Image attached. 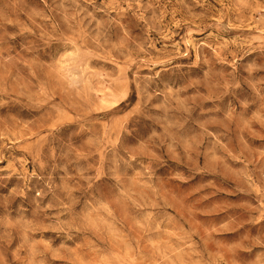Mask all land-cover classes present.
<instances>
[{
	"label": "rangeland",
	"instance_id": "rangeland-1",
	"mask_svg": "<svg viewBox=\"0 0 264 264\" xmlns=\"http://www.w3.org/2000/svg\"><path fill=\"white\" fill-rule=\"evenodd\" d=\"M0 264H264V0H0Z\"/></svg>",
	"mask_w": 264,
	"mask_h": 264
}]
</instances>
